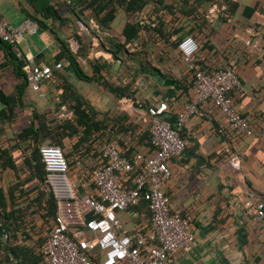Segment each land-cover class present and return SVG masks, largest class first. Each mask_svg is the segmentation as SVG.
Segmentation results:
<instances>
[{"label":"crops","instance_id":"0c3cea01","mask_svg":"<svg viewBox=\"0 0 264 264\" xmlns=\"http://www.w3.org/2000/svg\"><path fill=\"white\" fill-rule=\"evenodd\" d=\"M216 1L208 11L211 16L226 9L223 0ZM233 1L238 4V8L230 23L222 24L209 17L211 49L202 51L200 61L207 69L235 65L240 87L234 92L233 101L236 109L248 119L254 135L242 140L230 136L224 117L208 102L188 121L182 135L185 149L179 157L168 162L171 177L164 183L162 190L169 198L171 210L189 221L194 243L187 250L174 253L171 264H264V225L256 223L243 206L251 194L254 201L264 203V0ZM245 8L253 12H246ZM22 9L29 10L24 0H0V17L12 26L27 20ZM247 41H257L258 45L252 47L246 44ZM58 45L52 34L40 30L32 36H24L18 42V48L27 60H33L38 65L61 62L65 68L64 60L55 62ZM88 58L96 59L92 61L94 65L98 61L105 63L107 67L103 76L109 83L117 86L124 80L122 65L109 56L93 53ZM152 66L170 78L153 76L149 80L138 81L141 86L135 94L137 104L144 105L146 100L155 99L154 92L158 89L165 92L170 87L179 95V84L188 87L187 95L191 96V77L179 56L170 57L162 65L152 61ZM83 71L88 76L93 73L89 65ZM66 75L78 94L93 108L97 119L101 120L112 113V105L108 104V95L111 94L97 87L94 82L78 81L70 71ZM165 80H170L173 85H164ZM17 82L10 71L0 73V88L5 94H11ZM62 93L61 88L55 89L51 83H45L39 93L28 88L23 97L21 116L11 125L15 134L7 136L8 144L6 141L3 146L15 145L16 133L28 125L33 109L40 113L46 112L49 117L58 120L67 117V105H62L59 112L56 109ZM187 99L184 94L170 100L160 99L159 103L164 102L169 111L165 117L180 111ZM118 101L126 104V115L130 116L134 111L140 118L137 121L130 117L137 124L136 132L146 128L147 120L151 123L146 109L135 107L127 98ZM117 138L125 141L128 136L121 133ZM69 142L64 140L65 148ZM93 148L95 152L99 150L97 146ZM95 152H91V155ZM234 155L240 160L239 170L233 169L229 163ZM17 168L16 173L11 169L3 171L0 187L6 196L9 189L15 197L18 191L23 190L24 194L15 201L14 208H23L25 212L16 239L8 246L14 252L0 246V264H43L40 247L48 238L52 219L45 217L44 210L33 203L38 195L36 180L29 179V173L21 169V163L17 164ZM82 168L75 165L70 170V178L76 183L80 180L78 176ZM81 185L87 189L89 183L82 182ZM45 188L48 191V186ZM41 204L44 206V203ZM136 217L132 212L119 213L122 225L129 231L134 228Z\"/></svg>","mask_w":264,"mask_h":264},{"label":"trees","instance_id":"16d2710c","mask_svg":"<svg viewBox=\"0 0 264 264\" xmlns=\"http://www.w3.org/2000/svg\"><path fill=\"white\" fill-rule=\"evenodd\" d=\"M24 2L29 8V10L22 9L26 19L37 26V31L48 32L58 41V54L55 57V62L64 60L66 67L53 71V79L48 83H51L55 89L61 88L63 90L56 109L59 112L62 105H67L69 115L58 120L53 116L49 117L46 112L40 113L33 109L28 125L21 127L16 133L15 145L11 147H8V145L3 146L1 138L5 134V126H11L20 118L24 109L23 97L28 85L26 81L27 59L21 51L18 54L10 44L0 39V54L2 56L0 58V73L10 71L13 77L18 80L13 92L9 95L5 94L0 88V176L6 169H11L16 173L18 170L17 164L21 163L23 167L21 169L28 171L29 179H35L37 182L36 192L38 195L33 203L37 208L44 210L45 217L53 220L57 212V205L52 192L49 189L46 191L45 188V186L47 187L45 182L46 173L39 153L41 145L47 143L60 147L67 160L69 173L75 165L82 166L83 170L78 176L80 180L76 183L77 192L79 195L90 194L92 196H95V191L91 183V174L103 164L101 152L104 144L116 146L122 155L129 160H132L136 154H142L146 157L154 153L150 135L151 124L142 131L136 132L138 130L136 125L132 123L128 115L121 112L109 114L101 120L97 119L93 108L78 94L73 84L68 81L66 72L70 71L75 79L83 83H96L117 100L127 98L135 107H143L146 110L151 104L157 105L160 99L170 100L184 94L188 99L183 103V108L192 98V78L191 96L187 95L189 88L179 84V95L170 87L165 92L158 89L156 93L154 92L155 99L146 100L144 105L137 104L135 101V94L140 90L139 84H137L138 81H146L153 76L170 78L169 75L162 74L160 69L153 67L152 61L162 65L167 63L170 57L179 56L183 62L177 47L186 37H192L198 45L193 60L196 69L206 74L221 69L222 67L207 69L204 63L200 61L202 51L205 48L211 49L209 36L212 34V30L209 17L218 20L222 24H228L233 18L238 4L233 0H223L226 9L211 16L208 11L212 5L216 4V0H172L171 3H167L166 0H24ZM149 6L152 10L146 19L143 12ZM63 9H66L72 15L75 19V25L81 24L87 30L90 28V19L85 15L87 10L90 11L91 17L100 30H111V25L118 10L126 15L127 21L123 25L119 36L117 38L108 36V38H105V42L101 41L100 44L101 56H109L122 65L125 76L120 85H113L104 78L103 72L106 71L105 67L107 66L101 61L94 65L92 61L96 59L92 60L87 56V59H89L88 65L93 72L91 76L83 71L80 61L86 57L83 55L82 50L80 51L84 46L78 37L79 34L73 35L78 49L76 52H72L58 32V29L68 26V20L64 16ZM245 11L253 12L248 8H245ZM166 15L171 17L167 20ZM244 16L245 18L248 17L246 13ZM231 65L237 74L235 65ZM189 75L191 77L190 73ZM234 92L230 93L229 96L236 108L233 101ZM207 102L212 104L210 100L203 102L199 106V111L201 106ZM212 106L216 109L213 104ZM165 119L174 125L177 113L165 117ZM187 123L179 130V135L183 141L182 135ZM227 128L230 136L237 140L249 138L237 135L228 125ZM121 133L128 136V139L124 141L117 138ZM65 139L74 141L68 151H65ZM93 146L99 147V150L95 152ZM93 151L95 153L91 155ZM82 182L89 183L87 189L82 187ZM7 193L6 196L0 187V246L3 247H8L10 243L15 241L20 226L19 223L22 222L25 212L23 208H14L15 201L19 197L21 198L24 191H18L19 194L16 197L11 189ZM8 201H10V205ZM41 202L44 203V206ZM127 212L137 215L134 219L136 223L134 227L137 226L143 231L150 227V212L144 198V191L140 194L138 203ZM183 219L189 223L187 219ZM4 236H6L5 239ZM10 250L14 252L13 248H10Z\"/></svg>","mask_w":264,"mask_h":264},{"label":"built area","instance_id":"2783aa9c","mask_svg":"<svg viewBox=\"0 0 264 264\" xmlns=\"http://www.w3.org/2000/svg\"><path fill=\"white\" fill-rule=\"evenodd\" d=\"M36 32L37 26L28 19L12 26L0 17V39L18 54L21 38ZM246 44L257 47L258 42ZM177 49L191 74L192 99L177 112L174 125L165 119L164 102L151 104L147 109L151 118L152 155L136 154L129 160L116 146L104 144L103 164L91 174L95 196L78 194L60 147H40L45 182L57 205L48 238L40 247L43 264H171L174 253L193 245L191 225L171 210L169 198L162 190L171 177L168 162L185 149L179 130L199 113V106L207 100L237 135L250 137L254 130L229 96L240 87L234 67L227 64L210 74L196 69L193 60L198 45L192 37L183 39ZM26 65L27 85L35 93L53 79V71L63 68L61 62L39 66L27 60ZM138 84L140 87L141 83ZM229 163L239 170L238 156H232ZM143 191L150 212V227L143 231L136 226L129 231L122 225L119 213L135 206ZM243 206L256 223L264 225L263 202L254 201L251 194Z\"/></svg>","mask_w":264,"mask_h":264},{"label":"rangeland","instance_id":"374dc122","mask_svg":"<svg viewBox=\"0 0 264 264\" xmlns=\"http://www.w3.org/2000/svg\"><path fill=\"white\" fill-rule=\"evenodd\" d=\"M172 0H166L167 3H171ZM151 6H149L147 8V10H145L143 12V16L146 17V19L148 18V16L151 14ZM64 12V16L66 17V19L68 20V26L58 29L59 35L65 40L67 46L69 47V49L72 52H76L78 49V45L76 44V40L73 38V35L77 34L80 41L83 42V48L80 49V51L82 50L83 55H85L86 58L82 59L80 61V66L81 68H83L85 71L88 69V60L87 56H89L90 54L93 53H98L101 54L102 53V49L100 48V44L101 41L105 42V38H108V36H112L117 38L119 36V33L121 32V29L123 27V25L125 24V22L127 21V17L126 15L118 10L117 11V15L115 20L113 21L112 25H111V30H106V29H98L97 25L95 24L94 19L91 17L90 11H85V15L87 16L88 19H90V28L89 30L85 29L81 24H77L75 25V19L72 17V15L66 11V9L62 10ZM171 17L169 15H166L165 18ZM76 26V27H75ZM150 50V47H149ZM90 53V54H89ZM97 87L101 88L99 85H96ZM108 95V94H107ZM109 96V101L108 104L112 105V113L111 114H115L116 113H122L125 114L124 112V108L126 106V104L122 101H118L116 98H114L112 95H108ZM129 118H133L135 120H140V118L137 117L136 113L134 111L131 112V115L128 116ZM133 124H136L132 121ZM150 120L146 121V128L150 126ZM137 126V124H136ZM15 134L13 128H11V126H5V134L2 136L1 138V143H6L7 136L9 135H13ZM70 142L67 143L66 149L65 151H68V149H70L72 146V141L69 140ZM49 145L47 143L41 145ZM40 146V147H41Z\"/></svg>","mask_w":264,"mask_h":264},{"label":"water","instance_id":"95a60500","mask_svg":"<svg viewBox=\"0 0 264 264\" xmlns=\"http://www.w3.org/2000/svg\"><path fill=\"white\" fill-rule=\"evenodd\" d=\"M164 85H173V83L170 80H165Z\"/></svg>","mask_w":264,"mask_h":264}]
</instances>
